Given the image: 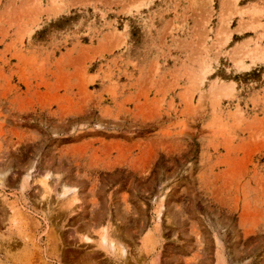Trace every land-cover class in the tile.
<instances>
[{
    "label": "rangeland",
    "instance_id": "1",
    "mask_svg": "<svg viewBox=\"0 0 264 264\" xmlns=\"http://www.w3.org/2000/svg\"><path fill=\"white\" fill-rule=\"evenodd\" d=\"M0 264H264V0H0Z\"/></svg>",
    "mask_w": 264,
    "mask_h": 264
},
{
    "label": "bare ground",
    "instance_id": "2",
    "mask_svg": "<svg viewBox=\"0 0 264 264\" xmlns=\"http://www.w3.org/2000/svg\"><path fill=\"white\" fill-rule=\"evenodd\" d=\"M225 4V3H224ZM229 4V3H228ZM225 10V9H224ZM225 20V19H224ZM49 177V176H48ZM45 180V179H44ZM47 186V185H46ZM104 234V233H103ZM152 237V236H151ZM151 240H152V238H151ZM103 243V242H102ZM110 243V242H109Z\"/></svg>",
    "mask_w": 264,
    "mask_h": 264
}]
</instances>
